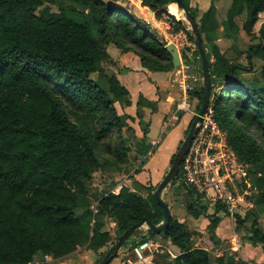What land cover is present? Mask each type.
<instances>
[{
  "label": "trees",
  "instance_id": "trees-1",
  "mask_svg": "<svg viewBox=\"0 0 264 264\" xmlns=\"http://www.w3.org/2000/svg\"><path fill=\"white\" fill-rule=\"evenodd\" d=\"M71 1L79 2L85 12L71 6L53 11L42 0H0V264H34L37 254L42 255L41 260L45 256L61 260L79 247L98 252L118 238L113 241L109 220L118 236L144 218L152 225L162 221L155 187H149L143 197L129 187H122L117 194L104 190L91 194L88 185L105 166H126L129 139L124 134L134 139L129 118L119 116L115 108L116 103L130 105L128 91L103 69V63L109 61L107 47L135 52L144 69L167 73L173 70L165 50L168 43L150 24L124 8L103 0ZM228 1L224 30H242L249 37L257 34L264 41V0ZM141 6L157 21L167 16L176 25L173 32L183 31L194 43L179 18L175 0H141ZM187 9L199 22L204 49L209 48V55L206 50L205 54L214 86L210 101L213 120L239 162L250 169L261 167L264 86H244L237 72L243 68L228 54L220 53L215 44L216 9L211 5L199 18ZM237 18L243 20L241 25ZM194 56L200 64L196 50ZM181 57L184 61L183 53ZM92 74H98L97 81L91 79ZM191 94L199 102L198 110L203 86ZM139 148L144 157L151 147ZM249 184L256 191L252 204L263 212L264 177L251 175ZM184 190L190 201L187 213L194 219L203 215L209 220L206 231L217 247L220 242L215 229L228 215L225 207L216 204L212 215L199 213L195 206L199 200L192 191ZM219 210L222 216H217ZM235 218L238 228L249 217L242 220L236 214ZM137 233L141 232L131 235L123 247ZM156 236H163L180 250L174 260L156 264H212L207 250L191 246L200 235L174 216L163 232H143L141 241ZM248 241L264 253V232L255 216ZM214 264L241 263L233 255L223 254Z\"/></svg>",
  "mask_w": 264,
  "mask_h": 264
},
{
  "label": "crops",
  "instance_id": "crops-1",
  "mask_svg": "<svg viewBox=\"0 0 264 264\" xmlns=\"http://www.w3.org/2000/svg\"><path fill=\"white\" fill-rule=\"evenodd\" d=\"M212 1L214 2V0H187L185 5L189 9H198L201 15L209 8ZM222 3L227 4L225 10L228 9L230 4L228 0L217 1L216 8L218 14L219 6L222 5ZM139 9H144L148 14H151L148 9L143 8L141 5H139ZM132 15H134L135 18L141 22L150 24V26L158 32L157 34L162 37L161 33H163L166 28V21L164 19L157 21L154 19L152 14V19L146 21L141 17L137 8L136 12L132 11ZM222 22H217L219 30H222L225 27L224 23V26L222 25ZM239 31L241 36V30ZM215 33L218 41V33ZM223 34L226 39H230L232 37L230 32L225 31ZM217 47L220 53H225V49L221 50V47L219 48L218 45ZM107 53L109 55L112 74L129 94L128 100L130 101V105L127 106L116 103L119 107V111L117 110L116 105L115 108L119 116L129 118L127 123L133 130L134 143L138 144L139 147H141L142 144L150 147L154 145V147L157 146L158 149L160 147V151L163 152L166 150L168 154L167 158H171V156L176 153L189 129L190 123L193 119V113L196 112L199 104L197 98L192 96V92L189 94L191 111L183 114V112H179L176 109V104L182 98V93L177 85L172 81L171 73L173 70L167 73L150 72L142 67L140 58L135 52L124 53L113 45H109L107 47ZM179 56L181 55L179 54ZM193 66V72L197 77V81L193 87L194 90H198L201 86H203L202 75L200 73L199 65L195 60L193 62ZM215 92L217 91L215 90ZM157 115H159L160 118L159 122L161 125V132L163 134L166 133V137L163 138L164 140L151 138L152 123L150 118ZM163 142L164 144L161 146ZM118 192L119 191L117 190L113 193L117 194ZM162 198L168 205L171 211V216H174L179 222L183 223L189 231L196 232L200 235V237H197L192 241V248H201L206 250V248L200 246V242L204 243L206 239L203 235L209 225V220L206 218L203 220L204 222H201L199 220L200 217L196 220L194 218H190L188 214H186L185 209H182V212L180 207L177 206V198H170V200L167 201V199L163 196V193ZM239 202L244 204V200L241 198H239ZM246 205L249 206L247 201ZM250 207L252 206L250 205ZM78 213H81V210H78ZM239 214L241 213L239 212ZM257 215L260 216L261 214ZM108 222L111 229L114 228L116 231L115 224H113L110 220ZM231 225L232 222L230 218L225 216L215 229V236L220 242L216 249L217 251L219 248L222 249L216 256H222L224 253L227 254L226 256H230L235 255L234 253L238 252L241 261L245 264H264V253L261 247L251 245L248 239L241 242V239L238 238V234H236L235 231L232 233L231 231L229 232L228 226ZM198 226H200V228ZM140 232L141 233L136 234L138 236H132L131 240H133H130V244L126 246L127 249L125 251L122 249L116 256L115 260H112L110 264H156V261H171L180 255V250L176 246L172 245L169 240L165 239L163 236H156L151 240L158 246L157 252L152 254L146 252L145 257L142 260H135L133 257L129 256V251L141 241L142 233L144 231ZM112 233L110 231V235H112ZM228 244L230 245L227 246ZM81 249H83L84 252H92L86 247H79L76 252L81 251ZM76 252L61 260L49 259L57 264H66L70 258L75 256L74 254ZM250 252L257 254V257L250 254ZM45 257H43V260ZM234 257L238 260V257ZM41 258L42 255L37 254L34 258V264L42 262L43 260H41Z\"/></svg>",
  "mask_w": 264,
  "mask_h": 264
},
{
  "label": "rangeland",
  "instance_id": "rangeland-1",
  "mask_svg": "<svg viewBox=\"0 0 264 264\" xmlns=\"http://www.w3.org/2000/svg\"><path fill=\"white\" fill-rule=\"evenodd\" d=\"M42 1L44 2V6L48 7L49 9L53 11L58 10V8L65 9L67 6H71L75 8L77 11L85 12L86 10L77 1H71V0H42ZM103 1L106 3L112 4L116 7L124 8L127 12H130L131 14H132V11L136 12V8H137V10L141 14V17L144 20L147 21L149 19H152L151 14H148L146 10L139 9V5H141V0H103ZM217 1L218 0H214V2L212 1V3L210 4V6L212 5L216 9V11H217V8H216ZM226 7H227L226 3H222V5L219 6V15L215 16L216 22L218 21L222 22L224 20L223 18H225L224 12H225ZM190 9L193 11V13L197 15V18L200 17V12L198 11V9L196 8H193V9L190 8ZM178 14H179V18L187 25L186 21L183 18V13L181 11H178ZM163 18L164 16L162 17V19ZM261 21H262V17L259 18V21L256 24V27H255L256 31L258 30L261 24ZM237 22L239 23V25H241L243 23V20H241V18H239L238 20L237 18ZM197 24L199 25V22ZM222 25H223V22H222ZM187 29L189 30L188 26H187ZM216 32L218 33V38H219L218 41L216 38V41H215L216 46L218 45L219 48L221 47V50L225 49L226 50L225 53L229 55L230 59L234 61V63L238 65L240 68H243L241 70H237V72L242 82L244 83V86L246 85L248 88H251V89L263 87L264 86V49L257 50L255 47L264 46V41H262L257 34L255 37H252V36L249 37L242 30H241V34H242L241 36L239 34L240 31H238L237 33L230 32L232 36L230 39H226L225 35L223 34L225 32L224 29L219 30L217 28ZM215 36H216V33H215ZM191 45H192V48L196 50L194 43H191ZM251 46L253 48L251 52L249 53V48ZM205 50L207 54L209 55L208 46H205ZM194 60L198 62L195 56H194ZM210 61L212 60L210 59ZM198 65H199V69L201 73L200 64L198 63ZM110 67H111V64L109 61H106L105 63H103V69L105 70V72H107L108 75L112 74ZM212 75L214 77V80H217L215 77L216 75L214 74L213 70H212ZM91 79L93 81H97L98 74H92ZM115 105L117 107V110L119 111L118 105L117 104ZM183 114H186V113H183ZM159 119H160L159 115L152 116L150 118L151 123H152L151 138L152 139L159 138L160 140H164L163 138L166 137V133L163 134L161 132V125H160ZM129 136H130L129 133L124 134V138L129 139L128 141L129 154H128V162L126 166L122 167V169H117L116 167H112V166H105L101 172L97 171L94 174L92 181L88 185L91 194H98L102 190L106 192H116L117 190L119 191L122 187H129L132 191L145 197L149 193V187L152 186V187L157 188L158 185L163 180V178L165 177V175L167 174L168 170L170 169L171 163L173 161L174 155H172L171 158H167L168 154L166 150L161 152L160 147L158 149L157 146L154 147V145H152L149 152H147L146 156L143 157L142 153H140V148L138 144H135L134 140H131ZM163 144L164 142L161 144V146ZM142 146L143 145H141V147ZM144 152H146V150H144ZM243 171H244L243 175H240L231 187H232V190L235 192V194L244 200V204H241L240 202H238L232 214L228 215V217L230 218L232 222V225L228 226L229 232L231 231L232 233L235 231L236 234H238L237 235L238 238L241 239V242L245 239L247 240L248 237L250 236V226H251L253 216L257 218L258 224L264 232V227H263L264 226V212L256 209L255 206L252 204L253 197L256 194V191L251 189L250 184H249V178L251 175H258V176L264 177V165L261 167L255 168V169H250L249 167H247ZM163 196L167 199V201L170 200V198H174V199L177 198V206L180 207V210L182 212H183L182 209L186 210V207L190 203L187 197L186 191L184 190L182 186L177 185L176 180L173 181L163 191ZM246 201H247V204H249V206L246 205ZM250 205L252 207H250ZM195 206H196V211L199 213H202V214L206 213L207 215H212L214 213L213 203L198 201V204H196ZM201 207H203L204 210H202ZM239 212L241 214H239ZM186 214H188L187 210H186ZM222 214H223L222 211L219 210V212L217 213V216H222ZM236 214L239 215L242 220L243 218L245 219V217H249L248 219H246L244 224L238 228L236 227V223H235ZM257 214H261V215L258 216ZM188 216L192 218L189 214ZM204 219H206V217L203 215L200 216L199 218L201 222H204L203 221ZM198 227L200 228V226ZM110 231L111 233L113 232L111 236L113 238V241H115V238H117L118 235L116 234L114 228L111 229L110 227ZM203 236H205L206 239L204 243L200 242V246L206 248V250L209 253V258L212 264H214L215 258L217 257L216 255L220 253L222 249L219 248V250L217 251L216 247H214V245L209 241V234L207 233V231L204 233ZM131 241H129L127 245H129ZM127 245L122 247L121 250L123 249L125 251L127 249L126 247ZM229 245L230 244H228L227 246ZM110 247L111 245H109L108 247L104 249H101L98 252H93V251L84 252V250L81 249V251L76 252L74 254L75 256L73 258H70L68 262H66V264H97V262L103 257V255L107 252V250ZM234 254L235 255L233 256L238 257V260L241 264H245L244 262L241 261L238 252ZM250 254L255 255V257H257V254H253V252H250ZM129 256L133 257L132 255H129ZM39 264H57V263L51 261L48 257L47 261H45L44 259Z\"/></svg>",
  "mask_w": 264,
  "mask_h": 264
},
{
  "label": "built area",
  "instance_id": "built-area-1",
  "mask_svg": "<svg viewBox=\"0 0 264 264\" xmlns=\"http://www.w3.org/2000/svg\"><path fill=\"white\" fill-rule=\"evenodd\" d=\"M163 19L166 21V28L161 33L162 38L167 43L173 44L177 48L178 54L183 53L185 56L184 61L180 56V67L174 69L171 74L172 81L182 93V98L177 102L176 109L179 112L188 113L191 111L189 94L194 90L193 85L197 81L193 72L195 49L192 48L183 31L173 32L176 27L174 22L167 16H164ZM195 114L196 112L193 113V117ZM212 115L213 109L210 102L205 113L201 116L197 132L180 165L176 183L192 191L193 196L201 202L223 205L230 215L240 198L231 186L240 175H243V170L247 168V165L239 162L236 155L230 150L225 133L218 128ZM157 249L158 246L152 240L147 239L132 247L129 255H132L135 260H142L146 252L156 253ZM47 259L45 257V261Z\"/></svg>",
  "mask_w": 264,
  "mask_h": 264
},
{
  "label": "water",
  "instance_id": "water-1",
  "mask_svg": "<svg viewBox=\"0 0 264 264\" xmlns=\"http://www.w3.org/2000/svg\"><path fill=\"white\" fill-rule=\"evenodd\" d=\"M175 6L178 11H181L183 13V18L187 23L190 33L193 35L194 45L199 55L203 81V97L201 100V104L190 123L188 132L186 133L184 140L181 142L179 148L174 154L170 169L154 191V199L156 201V204L161 208L163 213L162 221L158 225H152L149 220L144 218L138 223L133 224L118 236L117 240L111 245V247L107 250L105 255L97 262V264H110L112 260H114L118 255L124 243L136 231H144L146 235L160 234L168 227L171 219V211L166 202L163 200L162 193L173 181L176 180V177L179 173L180 165L189 149L190 143L195 133L197 132L198 124L201 121V116L205 113L211 101V92L214 86L211 84L210 81L205 49L199 33L198 25L195 22L193 15L187 9L183 0H175ZM165 50L171 58L173 70L179 68L181 62L177 48L173 44L169 43L166 45Z\"/></svg>",
  "mask_w": 264,
  "mask_h": 264
}]
</instances>
